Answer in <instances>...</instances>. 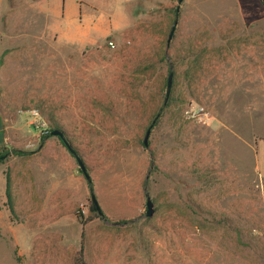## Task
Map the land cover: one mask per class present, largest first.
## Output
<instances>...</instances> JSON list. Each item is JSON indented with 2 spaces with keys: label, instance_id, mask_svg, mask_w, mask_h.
<instances>
[{
  "label": "rangeland",
  "instance_id": "1",
  "mask_svg": "<svg viewBox=\"0 0 264 264\" xmlns=\"http://www.w3.org/2000/svg\"><path fill=\"white\" fill-rule=\"evenodd\" d=\"M63 2L73 0H0V264H72L80 250L75 226L45 241L26 221L37 209L24 206L22 155L54 130L97 201L94 180L104 195L108 178L146 166L152 217L146 196L125 226L97 217L91 196L76 209L80 223L97 220L85 230L90 260L110 247L125 250L121 264H246L264 238V80L249 79L264 73L262 0H184L178 13V0H78L72 19ZM15 78L23 94L11 93ZM197 107L206 123L188 115Z\"/></svg>",
  "mask_w": 264,
  "mask_h": 264
},
{
  "label": "crops",
  "instance_id": "2",
  "mask_svg": "<svg viewBox=\"0 0 264 264\" xmlns=\"http://www.w3.org/2000/svg\"><path fill=\"white\" fill-rule=\"evenodd\" d=\"M61 5L65 16L67 11L72 12L74 10V13H71V19L77 15L80 9L78 0H73L69 10H65L64 2ZM91 32L90 30V34ZM3 67L0 71V83L4 88L7 84L2 76ZM257 78L264 80V73L252 75L249 79L255 80ZM14 81L16 82L14 87L10 88L12 89L11 93L14 95L23 94V89L20 85L17 86L16 78ZM24 113H28V111ZM12 125L14 128H19L16 123ZM256 146L258 162L264 167V143ZM24 152H26L22 155L24 156V166L21 171L24 206L28 209H37L36 215L27 217V223L36 222L39 229L43 230L40 239L45 241L51 238L52 233L59 229L58 227L65 230L75 226V230L77 228L80 230V237L82 238V232L84 231L85 233L86 225L97 222V220L80 223L76 216L77 208L88 206L91 190L87 179L77 173L73 157L66 150L60 139L52 135L43 138L36 149L25 150ZM10 158L12 159L11 161L8 160L10 164L17 162L15 161L17 160L15 155L11 154ZM115 164L119 163H113V165L111 163L110 166L112 167ZM122 164L126 166L124 162ZM145 170L146 166L143 164L141 169L137 167L135 170L137 172L135 176L137 177L126 179L124 172L121 176L116 174L117 177L108 178L106 182L108 193L106 192L104 195H100L96 186L97 181H93L99 206L108 220L114 222L131 221L141 214L146 196L142 177L145 174ZM14 178L16 177L13 175ZM63 237H65L64 232ZM123 252L125 253L123 249H110V247H107L102 250L101 259L95 260H90L85 253L86 264H121L120 258L123 256ZM249 252L251 254L247 256L246 264H264V238H261L260 250L252 249ZM97 256L99 255H96L95 258ZM242 261L239 256L231 259V262H235V264H243L241 263ZM72 264H74V260Z\"/></svg>",
  "mask_w": 264,
  "mask_h": 264
},
{
  "label": "water",
  "instance_id": "3",
  "mask_svg": "<svg viewBox=\"0 0 264 264\" xmlns=\"http://www.w3.org/2000/svg\"><path fill=\"white\" fill-rule=\"evenodd\" d=\"M184 0H178V8H177V13L179 12V8H180V5L181 3L183 2ZM262 2L264 3V0H262ZM176 25H177V20L174 22L171 30H170V33L168 35V39H167V45L169 46L171 40H172V37L174 35V32H175V28H176ZM173 78H174V70H173V66L172 64L170 65V73L168 75V79H167V91H166V98H165V102H164V106L166 105L169 97H170V94H171V90H172V85H173ZM160 113L157 115V117L155 118V120L153 121V123L151 124V126L148 128V130L146 131V134H145V137H144V140H143V143H144V146L146 148L149 147V136H150V133H151V130H152V127L155 123V121L157 120V118L159 117ZM52 136H59L63 142L65 143V145L68 147V149L71 151V153H73L77 159V162H78V165H79V168L82 172V174L84 175V177L87 179V181L89 183H91V177L87 171V168L84 164V162L81 160V158H79L75 152V150L73 149V147L66 141L65 139V136H64V132L61 131V130H54L52 133H51ZM148 177H149V173L147 175V178L146 180H148ZM145 195H146V213L145 215H143V218H150L154 215L155 213V207H154V203L150 197V195L147 193V187L145 186ZM91 199L92 201L94 202V204L96 205L97 209H98V214L100 217H103V212L99 206V203L96 199V196L94 193H91ZM142 217H138L137 219H134L132 221H126V222H113L111 223L112 225L114 226H125L127 224H129L130 222H133V221H136L138 219H140ZM106 223H109V221H106Z\"/></svg>",
  "mask_w": 264,
  "mask_h": 264
},
{
  "label": "trees",
  "instance_id": "4",
  "mask_svg": "<svg viewBox=\"0 0 264 264\" xmlns=\"http://www.w3.org/2000/svg\"><path fill=\"white\" fill-rule=\"evenodd\" d=\"M2 65V59L0 60V66ZM90 185V190L91 193H93V187H92V183H89ZM7 198L9 200V203H12V197H11V193H10V188H7ZM91 209L92 211L96 214L97 217L101 218L104 221H107V218L105 217V215H103V217H100L98 214V209L96 207V205L94 204V202L91 199ZM11 210L13 211V207L11 204ZM84 231L82 232V245L80 250L77 252L75 258H74V264H86V259H85V251H84Z\"/></svg>",
  "mask_w": 264,
  "mask_h": 264
},
{
  "label": "built area",
  "instance_id": "5",
  "mask_svg": "<svg viewBox=\"0 0 264 264\" xmlns=\"http://www.w3.org/2000/svg\"><path fill=\"white\" fill-rule=\"evenodd\" d=\"M110 44L113 45V43H110ZM36 114L37 113L35 112V115ZM188 115L192 117H196L198 121L203 122V123H206L208 121V114L203 107H197V108H193L189 110ZM33 123L38 124L39 121L34 120Z\"/></svg>",
  "mask_w": 264,
  "mask_h": 264
}]
</instances>
